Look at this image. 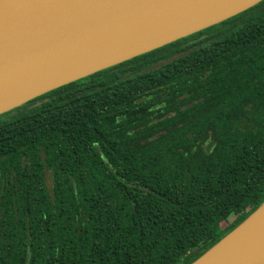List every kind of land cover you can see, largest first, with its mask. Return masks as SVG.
I'll return each instance as SVG.
<instances>
[{"label":"trees","instance_id":"16d2710c","mask_svg":"<svg viewBox=\"0 0 264 264\" xmlns=\"http://www.w3.org/2000/svg\"><path fill=\"white\" fill-rule=\"evenodd\" d=\"M27 102L0 264H189L264 201V0Z\"/></svg>","mask_w":264,"mask_h":264},{"label":"water","instance_id":"95a60500","mask_svg":"<svg viewBox=\"0 0 264 264\" xmlns=\"http://www.w3.org/2000/svg\"><path fill=\"white\" fill-rule=\"evenodd\" d=\"M260 1L0 0V114ZM189 264H264V201Z\"/></svg>","mask_w":264,"mask_h":264},{"label":"rangeland","instance_id":"374dc122","mask_svg":"<svg viewBox=\"0 0 264 264\" xmlns=\"http://www.w3.org/2000/svg\"><path fill=\"white\" fill-rule=\"evenodd\" d=\"M35 100H37V99H35ZM35 100H33V101H35ZM33 101H32V102H33ZM27 103H28V102H25V103H23L22 105L27 104ZM22 105L17 106V107H15V108H13V109L7 111V112H4V113L0 114V119H4V118L10 117V116L16 114L21 108H23ZM25 106H26V105H25ZM25 106H24V107H25Z\"/></svg>","mask_w":264,"mask_h":264},{"label":"flooded vegetation","instance_id":"af4514ba","mask_svg":"<svg viewBox=\"0 0 264 264\" xmlns=\"http://www.w3.org/2000/svg\"><path fill=\"white\" fill-rule=\"evenodd\" d=\"M0 185H2V184L0 183Z\"/></svg>","mask_w":264,"mask_h":264}]
</instances>
